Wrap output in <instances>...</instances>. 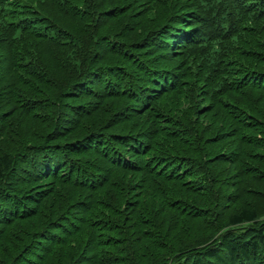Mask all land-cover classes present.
Wrapping results in <instances>:
<instances>
[{"label": "trees", "instance_id": "16d2710c", "mask_svg": "<svg viewBox=\"0 0 264 264\" xmlns=\"http://www.w3.org/2000/svg\"><path fill=\"white\" fill-rule=\"evenodd\" d=\"M0 264H264V0H0Z\"/></svg>", "mask_w": 264, "mask_h": 264}]
</instances>
